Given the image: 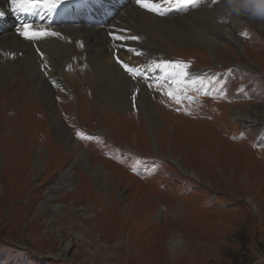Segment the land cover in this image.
I'll list each match as a JSON object with an SVG mask.
<instances>
[{"label": "rangeland", "instance_id": "obj_1", "mask_svg": "<svg viewBox=\"0 0 264 264\" xmlns=\"http://www.w3.org/2000/svg\"><path fill=\"white\" fill-rule=\"evenodd\" d=\"M104 1L119 5L113 14L125 6ZM227 15L238 16L231 8ZM242 26L236 32L231 24L242 49L223 42L215 59L201 47L172 45V61L180 62L174 76L180 68L200 72L188 75L195 83L179 102L161 80H148L143 94V77L115 61L130 81L117 93L129 110H100L95 92H82L86 82L65 76L62 90L46 80L48 59H36L87 159L57 142L35 100L7 85L0 92V264H264V25ZM142 99L158 106L152 128ZM235 111L241 118L230 120Z\"/></svg>", "mask_w": 264, "mask_h": 264}, {"label": "bare ground", "instance_id": "obj_2", "mask_svg": "<svg viewBox=\"0 0 264 264\" xmlns=\"http://www.w3.org/2000/svg\"><path fill=\"white\" fill-rule=\"evenodd\" d=\"M119 3L125 6L119 7V11L114 14L111 9L119 5L104 0H60L51 10H47L49 6L44 5L14 14L9 0H0V92L11 85L17 89V97L23 95L28 96L31 101L35 100L44 109L57 142L69 144L73 151L79 150V156L84 159H87L89 153L80 150L81 146L73 140L69 129L58 116L56 100L48 81L62 85V90L66 86L65 76L73 83L78 80L86 82L82 92L87 93L88 88L91 93L95 92L97 109L129 110L130 100L117 95L124 91L125 84L130 83L115 64L117 58L131 67L147 70V77L141 75L143 80L140 82L144 85L141 92L148 95L145 86L148 80H161L169 85L168 81L178 71H175L177 67L173 65L156 68L155 62L172 61V45L201 47L215 59V50L223 42L242 49L241 39L234 34L231 24L236 26L234 30L237 32L244 28V22L250 21L246 16L227 15L230 7L226 0H197L194 7L172 9L163 15L141 7L137 0H131L129 4L120 0ZM211 5H216L214 11L210 9ZM101 7L107 11L108 16H104L106 18H103ZM168 7L170 6L164 5V8ZM221 15L223 20L217 22V16ZM99 21L102 25H99ZM22 24L32 25V31H46L51 35L25 39L17 31ZM7 25L8 28H5ZM115 36H136L139 39H115ZM8 51L11 53L8 54ZM41 58L48 59L50 64H43L47 79L34 64L36 59L46 60ZM179 70L193 78L200 73L193 69ZM66 72L69 74L65 75ZM60 74L64 76L59 77ZM165 74H169L167 78ZM83 97L87 100L85 95ZM141 102L144 118L152 128L160 115L158 106L143 99ZM241 116L240 112L235 111L230 120H237ZM36 160L39 164V155ZM65 172L64 179H61L63 182L69 179L71 168ZM71 244L70 240H65L62 252L67 253Z\"/></svg>", "mask_w": 264, "mask_h": 264}, {"label": "snow or ice", "instance_id": "obj_3", "mask_svg": "<svg viewBox=\"0 0 264 264\" xmlns=\"http://www.w3.org/2000/svg\"><path fill=\"white\" fill-rule=\"evenodd\" d=\"M60 0H9V4L11 6V9L13 13H21V12H28L31 11L33 8H38L44 5L49 6L47 10H51L52 7H55ZM137 3L147 9L148 11L154 12L159 15H163L167 11H171L172 9H179V8H185L189 6H195L197 3V0H137ZM164 5H169L170 7L164 8ZM163 9V11H162ZM32 25L29 24H22L20 28L17 29L18 33L23 36L25 39H37L46 35H51V33H48L46 31L36 30L32 31ZM115 39H139V37L132 36V37H120L115 36ZM139 54V53H137ZM117 62L121 63L124 70L130 74V76L133 79H136L137 77L144 75L147 77V70H144L139 67H131L128 64L122 63L119 58H117ZM156 68L159 69L162 66L167 67L168 65H173L174 67L179 68L180 62H173V61H159L155 62ZM153 71L155 69H152ZM169 74H165L166 78ZM195 83V79L189 81L187 79V73L186 72H178L173 78H171L169 83V89L166 91V95H168L170 98L175 99L179 102L183 97L179 94L183 92L184 86H186L188 83ZM157 84H159V81H157ZM172 87L176 88V91H172ZM138 95V90L133 93L132 95V102L133 106H136V97ZM76 135L78 137L83 138L84 134L81 132H77Z\"/></svg>", "mask_w": 264, "mask_h": 264}, {"label": "clouds", "instance_id": "obj_4", "mask_svg": "<svg viewBox=\"0 0 264 264\" xmlns=\"http://www.w3.org/2000/svg\"><path fill=\"white\" fill-rule=\"evenodd\" d=\"M231 14L243 15L264 25V0H226Z\"/></svg>", "mask_w": 264, "mask_h": 264}]
</instances>
